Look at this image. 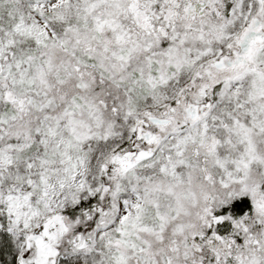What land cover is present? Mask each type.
Returning <instances> with one entry per match:
<instances>
[{"label":"snow or ice","instance_id":"1","mask_svg":"<svg viewBox=\"0 0 264 264\" xmlns=\"http://www.w3.org/2000/svg\"><path fill=\"white\" fill-rule=\"evenodd\" d=\"M0 264H264V0H0Z\"/></svg>","mask_w":264,"mask_h":264}]
</instances>
